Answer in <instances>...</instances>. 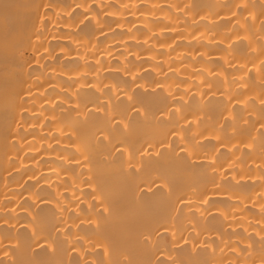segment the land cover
<instances>
[{
  "label": "bare ground",
  "instance_id": "bare-ground-1",
  "mask_svg": "<svg viewBox=\"0 0 264 264\" xmlns=\"http://www.w3.org/2000/svg\"><path fill=\"white\" fill-rule=\"evenodd\" d=\"M0 264H264V0H0Z\"/></svg>",
  "mask_w": 264,
  "mask_h": 264
},
{
  "label": "rangeland",
  "instance_id": "rangeland-1",
  "mask_svg": "<svg viewBox=\"0 0 264 264\" xmlns=\"http://www.w3.org/2000/svg\"><path fill=\"white\" fill-rule=\"evenodd\" d=\"M168 237V235H166Z\"/></svg>",
  "mask_w": 264,
  "mask_h": 264
}]
</instances>
